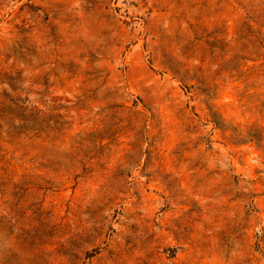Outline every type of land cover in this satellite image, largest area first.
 Masks as SVG:
<instances>
[{
	"label": "rangeland",
	"instance_id": "obj_1",
	"mask_svg": "<svg viewBox=\"0 0 264 264\" xmlns=\"http://www.w3.org/2000/svg\"><path fill=\"white\" fill-rule=\"evenodd\" d=\"M0 264H264V0H0Z\"/></svg>",
	"mask_w": 264,
	"mask_h": 264
}]
</instances>
